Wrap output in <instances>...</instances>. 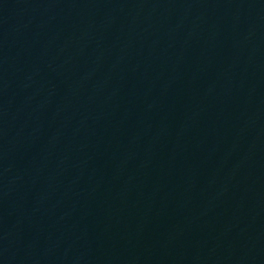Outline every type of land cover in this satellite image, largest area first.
I'll use <instances>...</instances> for the list:
<instances>
[{
  "label": "water",
  "instance_id": "water-1",
  "mask_svg": "<svg viewBox=\"0 0 264 264\" xmlns=\"http://www.w3.org/2000/svg\"><path fill=\"white\" fill-rule=\"evenodd\" d=\"M0 264H264V0H0Z\"/></svg>",
  "mask_w": 264,
  "mask_h": 264
}]
</instances>
